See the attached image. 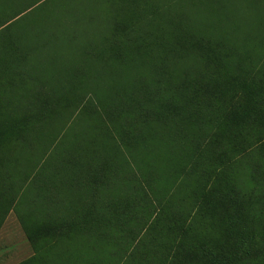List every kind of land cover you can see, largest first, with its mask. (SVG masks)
Listing matches in <instances>:
<instances>
[{"label":"rangeland","instance_id":"obj_1","mask_svg":"<svg viewBox=\"0 0 264 264\" xmlns=\"http://www.w3.org/2000/svg\"><path fill=\"white\" fill-rule=\"evenodd\" d=\"M142 54L169 88L191 72L201 107L169 129L178 145L153 113L141 144L136 104L92 95L141 85ZM255 68L263 98L264 0H0V264H213L202 251L230 246L220 201L264 182V139L250 158L253 140L218 127L231 76ZM258 229L248 264H264Z\"/></svg>","mask_w":264,"mask_h":264},{"label":"trees","instance_id":"obj_2","mask_svg":"<svg viewBox=\"0 0 264 264\" xmlns=\"http://www.w3.org/2000/svg\"><path fill=\"white\" fill-rule=\"evenodd\" d=\"M138 59L137 66L142 67L147 74V77L143 76L141 85L135 87L128 83H122L108 91L111 92L110 96H106L108 92L98 93V91H93L92 95H94L97 105L101 107H103V104L107 105V102L103 101V99L106 98L109 103H113L117 100V95L125 100L124 102H118V104L125 102L126 104L135 103L138 110L133 113L132 117H136V119L132 118L131 115L125 114L124 118L127 122L125 127H138L139 129L143 127L145 134L141 139V144L147 146L151 143L146 133L148 130V117L150 113H153L157 117V123L149 121L153 131L157 130L161 135H164L162 140H166L169 144L178 145L183 140L182 136L171 132L169 129L182 125L183 122L187 124L188 116L198 115V107H201V98H195L196 89L191 87V72L185 70L183 78L176 75V84L169 88V84L162 82L159 77V72L164 62L154 61L145 54L138 55L136 60ZM259 71L260 68L248 71L239 70V72L231 76L223 93L228 99L225 101V105H227V109L232 115L230 119L218 125L219 128L226 129L231 124H234L230 142L233 141L238 148L242 147L243 143L250 144V139L253 140L251 149L246 154L250 158L256 157L257 146L260 140L264 139V129L257 132V129L254 130L253 128L255 123L264 122V95L261 98L256 92L257 86L263 82V80H258ZM177 79H180L178 83ZM223 102L224 100L222 102L214 101L216 105H221ZM145 122H147L146 126L144 125ZM127 135L129 137L133 136L130 135V132ZM125 149L129 158L136 163L137 147L129 146V148L125 147ZM246 155H241L240 157ZM223 166L220 167L222 168ZM143 169L139 168V171H144ZM261 169L264 170V162H262ZM161 186L165 187V184L157 182L159 194L167 191H159ZM236 188H240V186L237 184ZM143 190V205L147 208L149 198L151 196L156 197L157 194L156 190L151 188H149L150 194L146 193L145 188ZM236 193L238 201L235 203L228 205L225 203L226 198L223 197L222 201H220L222 219L230 230V232L228 231L230 246L224 248L225 250L210 248L207 252H204V255L202 251L203 258L208 257L213 264H248V261L254 260L253 242L256 244L260 231L257 228L261 220L264 219V182L252 187V190L248 188L245 191ZM210 194L211 192H206L203 199L207 200ZM233 194L235 193L232 188L227 195Z\"/></svg>","mask_w":264,"mask_h":264}]
</instances>
